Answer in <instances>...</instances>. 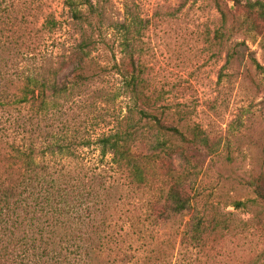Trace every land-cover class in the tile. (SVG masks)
Wrapping results in <instances>:
<instances>
[{
    "label": "trees",
    "instance_id": "obj_1",
    "mask_svg": "<svg viewBox=\"0 0 264 264\" xmlns=\"http://www.w3.org/2000/svg\"><path fill=\"white\" fill-rule=\"evenodd\" d=\"M50 1L0 0V264H193L188 251L202 249L211 236L244 237L247 226L233 225L221 209L223 197L203 201L193 193V177L214 149L195 111L159 106L147 91L130 27L120 25L119 36L110 35L93 0H65L80 41L58 63L54 79L39 69L63 26ZM215 1L218 37L227 30L230 42L257 32L253 22L229 26L227 3L238 0ZM229 45L227 66L246 46ZM245 57L264 72L253 53ZM70 68L71 80L60 81ZM109 74L121 81L130 115L95 138L76 127L69 111L84 87ZM152 131L159 139L142 152L143 137ZM94 146L109 165L75 163ZM177 159L188 172L178 170ZM227 160L232 174L220 186L249 190L248 202L264 216V165L259 173L242 172L235 158ZM231 206L246 204L232 200L224 208Z\"/></svg>",
    "mask_w": 264,
    "mask_h": 264
},
{
    "label": "rangeland",
    "instance_id": "obj_2",
    "mask_svg": "<svg viewBox=\"0 0 264 264\" xmlns=\"http://www.w3.org/2000/svg\"><path fill=\"white\" fill-rule=\"evenodd\" d=\"M238 1L240 4L227 3L231 14L229 26L253 22L257 32L250 36L237 34L227 42V30L224 39L218 37L222 19L215 0H93L110 35L119 36L120 25L130 27L136 35L133 42L136 66L143 73L146 89L154 101L159 106L184 104L195 111L194 119L203 124L214 152L204 158L201 165L205 166L199 176L193 177V193L199 194L203 201L217 202V197H223L219 199L221 209L231 215L233 225L245 223L247 226L244 237L239 236L237 240L215 241L211 236L202 249H190L188 260L193 264L197 261L264 264V216L248 202L253 198L249 190L241 187L234 191L227 184L225 189L220 186L232 174L228 156L235 158L234 165L242 172L254 168L259 173L264 165V72L257 71L245 57L246 53H253L264 67V0ZM50 3L63 26L42 54L39 69L43 73L51 71L50 78L54 79L58 63L80 41V31L64 6L65 0ZM249 5L255 8L245 9ZM242 42L246 46L238 49L239 56L227 66L229 43ZM70 72L71 68L58 79L68 82ZM82 90L83 94L74 98L69 113L83 134L89 132L97 138L130 115L129 101L117 76L109 74ZM145 136L140 148L146 153L159 137L154 131ZM109 159H103L101 149L94 146L84 150L75 163L109 165ZM176 165L181 173L188 172L180 160H176ZM213 187L216 188L213 190ZM232 200L244 202L246 206L225 209V204ZM179 258L182 257L178 261ZM176 263L174 259L173 264Z\"/></svg>",
    "mask_w": 264,
    "mask_h": 264
}]
</instances>
